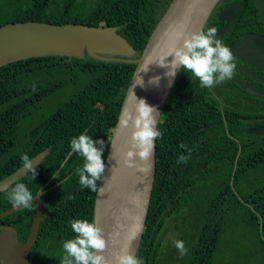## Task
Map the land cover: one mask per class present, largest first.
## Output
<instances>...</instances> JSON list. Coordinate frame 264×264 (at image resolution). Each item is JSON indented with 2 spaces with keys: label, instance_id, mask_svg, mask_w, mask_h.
I'll return each mask as SVG.
<instances>
[{
  "label": "trees",
  "instance_id": "16d2710c",
  "mask_svg": "<svg viewBox=\"0 0 264 264\" xmlns=\"http://www.w3.org/2000/svg\"><path fill=\"white\" fill-rule=\"evenodd\" d=\"M166 1L155 8L151 0H0V25L31 20L119 26L139 56ZM135 66L65 56L0 66V179L24 164L23 154L31 158L49 148L35 176L30 172L0 192L3 211L13 206L8 193L16 183L33 196L47 182L29 264H67L63 243L76 235L71 221L92 222L96 192L80 185L77 169L84 159L70 141L80 134L103 140L105 160ZM185 71L180 69L157 125L155 176L136 257L143 264H264V135L246 137L247 123L224 111L226 130L219 112L177 100ZM209 122L221 133L218 148L197 151ZM202 126L206 132L198 130ZM180 156L186 161L177 163ZM34 213L32 203L0 224L13 225L24 241ZM169 226L173 238L167 237ZM175 241L184 242L187 254L180 255Z\"/></svg>",
  "mask_w": 264,
  "mask_h": 264
},
{
  "label": "water",
  "instance_id": "95a60500",
  "mask_svg": "<svg viewBox=\"0 0 264 264\" xmlns=\"http://www.w3.org/2000/svg\"><path fill=\"white\" fill-rule=\"evenodd\" d=\"M218 0H171L150 33L142 53L138 56L130 42L118 32L119 26L87 25L79 23L54 24L42 21L10 22L0 25V66L30 57L65 56L67 59L93 58L102 61H121L136 64L128 83L118 119L115 124L106 165L99 180L95 194L92 222L103 229L108 240L104 255L115 264V256L121 253L125 245L136 256L148 214L155 176L156 140L150 160L148 173L124 164V154L130 149L131 130L120 127L119 121L125 107L135 103L134 97L143 99L158 110L157 123L170 90L180 70L174 77H167V68L158 64L161 58L174 46L182 43V35L202 31L210 12ZM256 6L264 19V0H256ZM220 17H223L221 12ZM148 59L156 62L149 65V71L137 72ZM172 57L166 59L170 62ZM160 77L159 83H149L152 77ZM138 78L143 80L140 85ZM171 80V83L169 81ZM253 134L264 133L263 129L248 131ZM240 150H238L237 157ZM49 153V148L30 158L35 168ZM237 157L232 170V179L236 169ZM136 163L140 164L139 158ZM264 165V161H263ZM22 164L13 172L0 179V192L6 190L18 179L28 175ZM56 173H54L55 175ZM53 175V176H54ZM231 179V184H232ZM44 183L33 195L29 205L35 203V213L26 239L22 241L17 229L11 224H0V264H29V253L37 239L42 220L41 195ZM24 208L10 207L0 211V218Z\"/></svg>",
  "mask_w": 264,
  "mask_h": 264
},
{
  "label": "clouds",
  "instance_id": "9594fccd",
  "mask_svg": "<svg viewBox=\"0 0 264 264\" xmlns=\"http://www.w3.org/2000/svg\"><path fill=\"white\" fill-rule=\"evenodd\" d=\"M215 29L192 32L190 35H182V43L171 48L162 58L161 62H151L146 59L140 65L137 72L149 71V65L156 63L160 67L167 68V77H174L177 70L184 69L191 72L199 79L201 87L210 88L216 84L231 79L235 72L233 55L229 48L219 39L215 38ZM172 57L170 62L166 59ZM140 85L143 80L138 78ZM160 77H152L149 83H159ZM171 83V80L169 81ZM135 103L125 107L119 121L120 127L131 130L130 149L124 154V164L129 168H137L141 172L148 173L151 170L150 160L154 149V142L161 136L156 128L158 110L150 106L143 99L134 97ZM99 145V147H97ZM70 149L78 153L84 159L82 168L77 169L81 186L93 192L98 190L97 181L102 178L105 171V163L102 154L105 148L103 140H93L86 134L73 137L70 141ZM136 158L141 161L136 163ZM187 157L180 156L177 163L185 162ZM25 170L35 176V168L29 156L25 153L21 156ZM8 199L13 207H29L33 196L28 187L23 183H16L8 193ZM72 231L76 234L73 239L64 241L63 248L67 253V264H112L105 255L108 248V240L103 234V229L84 219L71 221ZM175 247L180 255L187 254V248L183 241H175ZM71 257L72 260L68 258ZM115 264H143V261L133 255L125 245L121 253L115 256Z\"/></svg>",
  "mask_w": 264,
  "mask_h": 264
},
{
  "label": "flooded vegetation",
  "instance_id": "af4514ba",
  "mask_svg": "<svg viewBox=\"0 0 264 264\" xmlns=\"http://www.w3.org/2000/svg\"><path fill=\"white\" fill-rule=\"evenodd\" d=\"M151 1L158 8L166 0ZM166 2L161 16L171 0ZM221 12L223 17H220ZM208 28L216 30L215 38L221 40L232 53L236 65L234 75L213 87L204 88L197 77L185 71L186 79L177 100L185 102L186 106L190 103L199 104L192 106L193 109L205 107L208 113L219 112L226 130L228 122L224 111L228 112L230 118L236 114L238 120L247 123L244 130L246 137L263 136L264 133L248 132L252 129L264 130V19L256 6V0H218L202 31L206 32ZM180 115L186 113L182 112ZM215 125L216 123L209 122L207 132L204 126L198 129L201 133H206L203 135L204 142L196 147L197 151L218 148L216 136L221 133ZM194 126L198 128L200 124L195 122Z\"/></svg>",
  "mask_w": 264,
  "mask_h": 264
},
{
  "label": "rangeland",
  "instance_id": "374dc122",
  "mask_svg": "<svg viewBox=\"0 0 264 264\" xmlns=\"http://www.w3.org/2000/svg\"><path fill=\"white\" fill-rule=\"evenodd\" d=\"M175 233L176 232L171 228V226H169V232L167 233V237L173 238L175 236Z\"/></svg>",
  "mask_w": 264,
  "mask_h": 264
}]
</instances>
